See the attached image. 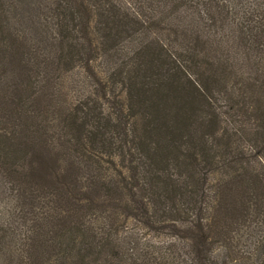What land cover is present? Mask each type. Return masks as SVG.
Segmentation results:
<instances>
[{
    "label": "trees",
    "instance_id": "obj_1",
    "mask_svg": "<svg viewBox=\"0 0 264 264\" xmlns=\"http://www.w3.org/2000/svg\"><path fill=\"white\" fill-rule=\"evenodd\" d=\"M0 264H264V0H0Z\"/></svg>",
    "mask_w": 264,
    "mask_h": 264
}]
</instances>
